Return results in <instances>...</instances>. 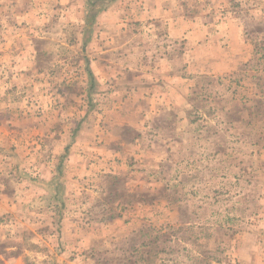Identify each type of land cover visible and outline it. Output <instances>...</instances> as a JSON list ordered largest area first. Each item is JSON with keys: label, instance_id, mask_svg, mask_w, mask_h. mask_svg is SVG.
I'll use <instances>...</instances> for the list:
<instances>
[{"label": "rangeland", "instance_id": "rangeland-1", "mask_svg": "<svg viewBox=\"0 0 264 264\" xmlns=\"http://www.w3.org/2000/svg\"><path fill=\"white\" fill-rule=\"evenodd\" d=\"M0 264H264V0H0Z\"/></svg>", "mask_w": 264, "mask_h": 264}, {"label": "crops", "instance_id": "crops-1", "mask_svg": "<svg viewBox=\"0 0 264 264\" xmlns=\"http://www.w3.org/2000/svg\"><path fill=\"white\" fill-rule=\"evenodd\" d=\"M1 51H2V50H1ZM5 53H6V52H5ZM18 57L20 58V57H21V55L19 54V55H18ZM25 58H26V56H25Z\"/></svg>", "mask_w": 264, "mask_h": 264}, {"label": "trees", "instance_id": "trees-1", "mask_svg": "<svg viewBox=\"0 0 264 264\" xmlns=\"http://www.w3.org/2000/svg\"><path fill=\"white\" fill-rule=\"evenodd\" d=\"M94 13H91L90 17H93Z\"/></svg>", "mask_w": 264, "mask_h": 264}]
</instances>
